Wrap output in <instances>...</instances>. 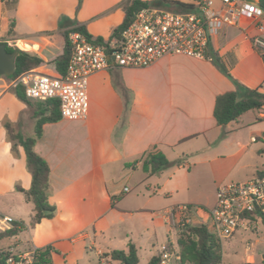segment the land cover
Returning <instances> with one entry per match:
<instances>
[{
  "label": "crops",
  "instance_id": "crops-1",
  "mask_svg": "<svg viewBox=\"0 0 264 264\" xmlns=\"http://www.w3.org/2000/svg\"><path fill=\"white\" fill-rule=\"evenodd\" d=\"M130 1L0 0V43L37 55L42 64L32 70L56 75L54 60L62 53L64 32L80 25L93 38L108 41L122 23L123 8ZM149 1L175 10L187 7V0ZM159 1L181 5H158ZM211 1L218 5L217 0ZM260 23L264 27V17ZM256 38L264 40V30L259 32L255 22L242 19L211 36L207 48L210 59L170 56L144 69L93 73L88 79L86 117L44 123L35 140L34 152L49 167L48 202L56 212L52 219H44L33 228L29 225L33 205L16 190V186L28 190L31 183L24 151L15 143V154L11 152L2 119L7 118L14 133L23 138L34 137L36 120L30 108L11 92L10 80L0 77V218L24 224L17 236L8 239L16 245L12 249L23 253L51 246L55 251L52 264H119L102 254L126 251L131 243L139 264L141 250L148 261L158 251H151L154 245L144 234L150 225L154 232L155 226L166 228V218L145 213L148 209L120 207L119 200L129 189L121 188L119 181L139 173L137 186H142V193L155 196L168 191L171 195L170 189L177 190L171 183L172 175L161 181L163 170L160 178H154L159 173L148 176L141 161L126 166L152 148L170 161L184 146L178 159L185 162L199 157L219 181L215 190L225 180L241 182L264 175V107L223 127L213 117L218 95L233 91L239 97L246 96L239 83L264 93V60L254 45ZM214 59L220 60L233 80L219 70ZM115 77L130 97L125 119L124 99L114 86ZM192 141L200 143L199 149L190 147ZM121 224L125 228L120 231ZM9 227L0 223V231ZM166 233L165 243H174L168 228Z\"/></svg>",
  "mask_w": 264,
  "mask_h": 264
},
{
  "label": "built area",
  "instance_id": "built-area-1",
  "mask_svg": "<svg viewBox=\"0 0 264 264\" xmlns=\"http://www.w3.org/2000/svg\"><path fill=\"white\" fill-rule=\"evenodd\" d=\"M187 0L186 8L149 6L137 12L118 38L106 44H95L79 32L68 34L71 56L64 76L40 74L33 70L10 80L20 86L27 99L44 102L55 99L61 119L81 120L86 117L88 79L100 70L144 69L170 56L210 59L207 48L211 36L225 26H236L242 19L255 22L259 32L264 12L259 0ZM254 45L264 53V40ZM127 191V189H124ZM187 206H175L165 217L172 227L190 222ZM211 232L220 240L236 232L256 229L264 222V175L241 182L219 185L213 206L207 211ZM170 220V221H169ZM11 220L0 218V223ZM263 226V225H262ZM163 249V247L161 248ZM33 251L16 253L12 248L3 264H31ZM248 251V247L245 248ZM174 255L163 252L161 264H169Z\"/></svg>",
  "mask_w": 264,
  "mask_h": 264
},
{
  "label": "trees",
  "instance_id": "trees-1",
  "mask_svg": "<svg viewBox=\"0 0 264 264\" xmlns=\"http://www.w3.org/2000/svg\"><path fill=\"white\" fill-rule=\"evenodd\" d=\"M81 0H79V3ZM181 5L177 2L159 1V4ZM157 5V4H156ZM154 6L149 0H131L129 4L125 5L124 18L122 23L118 25L110 36L109 40L118 38L120 33L132 21L134 15L140 10ZM183 6V5H182ZM259 6L264 12V0H259ZM71 32L81 33L87 41L95 44H106L102 38H93L90 36L85 28L76 25L68 31L64 32V45L60 56L54 60V69L56 73L64 76L67 70L68 62L71 56V46L68 41V34ZM10 34V32H8ZM8 53L13 52L14 48L5 44ZM258 53L264 60V53ZM219 70L228 78H233L226 71L220 60L214 59ZM42 64V60L35 54L19 51L15 57V70L12 76L6 79H14L22 73L37 68ZM114 86L124 99L123 117L128 113L130 107L129 93L120 84L117 78H114ZM246 91L245 97H239L236 92H225L215 98L213 117L216 124L220 127L227 125L230 122H238L240 117L249 111H260L264 107V93H260L256 89H248L245 86L238 84ZM11 92L18 100L25 103L32 112V117L36 120L34 127V137L23 138L21 135L14 133L9 122L3 123L6 131L7 140L11 143V152L15 154V143L19 144L25 155V165L31 177V183L28 190H22L16 186V190L21 192L25 199L33 205V215L30 219V227L33 228L44 219H52L55 215L56 208L48 202L50 195L49 185V167L44 159L38 156L33 146L35 140L41 135V127L44 123H54L61 120L58 110V102L55 99L44 102L32 101L25 97L22 87L17 86L11 89ZM12 142L14 143L12 146ZM141 161L142 170L148 175H156L163 169L170 166V162L164 154L154 151L153 148L144 152L132 164L126 166H134ZM183 159L174 162L175 165L180 166ZM113 200V199H112ZM113 205V204H112ZM189 209V207L187 206ZM10 227L6 230L0 231V243L18 235L24 229L23 222H9ZM264 227V222L262 223ZM177 232L175 234V242L167 241L163 249L154 254L145 264H161V255L167 252L174 255V264H221L222 244L221 240L217 238L210 230L208 224H177ZM55 253L51 246L34 249L33 260L31 264H52V255ZM8 255V250H0V264H3L4 258ZM102 257H109L112 261H117L119 264H139V258L136 248L133 244H128L127 250H113L102 254Z\"/></svg>",
  "mask_w": 264,
  "mask_h": 264
},
{
  "label": "rangeland",
  "instance_id": "rangeland-1",
  "mask_svg": "<svg viewBox=\"0 0 264 264\" xmlns=\"http://www.w3.org/2000/svg\"><path fill=\"white\" fill-rule=\"evenodd\" d=\"M170 7L171 11H174V7ZM10 88L12 89V87ZM5 122L8 121L7 118L4 117L2 119V123ZM190 144V147L193 146L194 149H199L198 147H200V143L196 141H192ZM183 148L184 146L178 148V155L175 157L172 156L173 158H170V162H172V164L163 169L165 173L163 177H161L162 181L165 177L172 175L170 180L172 184L177 185V190L170 189L173 191L171 195H168L167 191L152 196L151 193H142L140 191L142 186H137L141 178L139 173L134 174V176H132L130 179L121 177L119 181L120 187H127L129 192L124 193L121 196L119 200L121 201L120 207H123L129 211L148 209L145 213L149 214L154 212L166 217L168 215V209L171 207L184 205L189 207V215L192 216L190 217L189 224H208L209 220L207 217V211L214 204L216 192L215 183H218L219 181L207 171L206 165L199 157H193L191 160L188 159V161H183L182 168H178L174 162L177 161V159L181 156V150ZM174 159L176 160L174 161ZM186 162L189 163V166L184 165ZM161 172L154 178H160ZM159 182L160 180L158 183ZM230 182L237 181L225 180L224 182H220L218 185L227 184ZM149 198L151 200H149ZM148 200L149 202L147 204ZM145 203L148 205V208H143ZM147 220L150 222L149 218ZM121 225H119L120 231L125 228L124 225ZM165 225L166 228L169 229V234L171 235L172 241L175 242L177 227H172L167 219ZM166 228L165 226H155L154 232L151 225L148 227V231H146L144 234V239H147L149 243L154 245V249L151 251H160L163 247L166 241ZM221 244V264H264V227L262 225H257L256 229L254 230L236 232L232 237L228 239H222ZM15 246L16 245L12 240H4L0 243V250H9ZM246 247H248V251H245ZM88 253L89 255L93 256L92 252ZM139 253L140 264H145L148 258H145L142 250ZM169 264H174L173 259L169 260Z\"/></svg>",
  "mask_w": 264,
  "mask_h": 264
},
{
  "label": "water",
  "instance_id": "water-1",
  "mask_svg": "<svg viewBox=\"0 0 264 264\" xmlns=\"http://www.w3.org/2000/svg\"><path fill=\"white\" fill-rule=\"evenodd\" d=\"M18 52L19 50L15 48L13 52L8 53L5 44L0 43V77H10L13 75L15 70L14 61Z\"/></svg>",
  "mask_w": 264,
  "mask_h": 264
}]
</instances>
